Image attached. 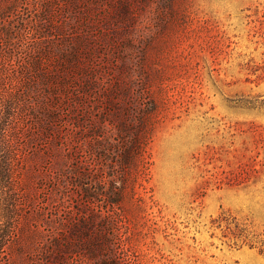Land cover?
<instances>
[{"label": "rangeland", "instance_id": "374dc122", "mask_svg": "<svg viewBox=\"0 0 264 264\" xmlns=\"http://www.w3.org/2000/svg\"><path fill=\"white\" fill-rule=\"evenodd\" d=\"M29 2L48 3L49 39L21 130L23 224L47 233L61 219L69 235L92 221L99 203L66 192L69 153L92 167L90 194L120 200L102 216L127 231L135 264H264V0ZM144 98L157 105L147 174L120 197L107 172L122 189L128 150L113 146L108 167L88 132L116 134ZM86 248L81 264H98Z\"/></svg>", "mask_w": 264, "mask_h": 264}, {"label": "trees", "instance_id": "16d2710c", "mask_svg": "<svg viewBox=\"0 0 264 264\" xmlns=\"http://www.w3.org/2000/svg\"><path fill=\"white\" fill-rule=\"evenodd\" d=\"M45 4L42 2L40 8L36 2L31 6L29 0H0V264H81L86 261V256L80 251L83 246L87 247L90 255H101L98 264H135L136 260L128 253L127 231L122 230L123 226L118 221L111 225L102 216L103 207L107 211L110 208L116 211L120 200L109 195L108 191L97 196L90 194L94 185L92 174H89L92 167L88 165L85 170L80 164H74L69 153L64 176L66 192L79 189L88 202H93V205L98 202L99 209L92 221H96L99 213L100 226L93 227L92 221H80L73 224L69 235H66L65 220L59 219L55 228H46L49 234L38 230L40 224L36 225L37 230L23 224L24 210L30 205L26 198L24 175L27 168L23 163L26 156L21 130L32 115L27 102L39 86L38 75L44 78V49L47 51L49 39V6ZM140 104L135 121L121 120L116 125V134L106 138L102 128L88 132L92 140L87 154L106 160L108 167L111 166L107 157L113 154V146L128 150L121 167L128 180H124L122 189L115 179L116 174L107 172L111 191L120 197L128 187L134 196L135 187L140 177L147 174L149 165L148 145L156 124L157 105L152 98H144ZM127 111L130 116V111ZM102 121V125L107 126L106 118ZM114 129L115 126L112 131ZM96 227L101 233L93 236L92 230ZM36 236L42 238L37 240Z\"/></svg>", "mask_w": 264, "mask_h": 264}]
</instances>
